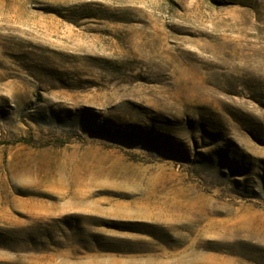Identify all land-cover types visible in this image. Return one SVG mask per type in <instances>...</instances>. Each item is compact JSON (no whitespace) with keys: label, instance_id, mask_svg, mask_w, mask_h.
Listing matches in <instances>:
<instances>
[{"label":"rangeland","instance_id":"374dc122","mask_svg":"<svg viewBox=\"0 0 264 264\" xmlns=\"http://www.w3.org/2000/svg\"><path fill=\"white\" fill-rule=\"evenodd\" d=\"M0 264H264V0H0Z\"/></svg>","mask_w":264,"mask_h":264}]
</instances>
